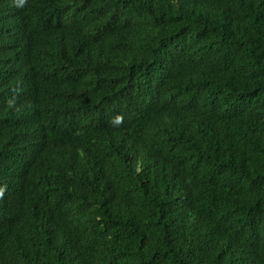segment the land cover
I'll list each match as a JSON object with an SVG mask.
<instances>
[{
    "label": "trees",
    "instance_id": "obj_1",
    "mask_svg": "<svg viewBox=\"0 0 264 264\" xmlns=\"http://www.w3.org/2000/svg\"><path fill=\"white\" fill-rule=\"evenodd\" d=\"M38 8L73 47L8 45L0 264H264V0ZM5 15L0 33L22 34ZM137 95L170 107L150 119Z\"/></svg>",
    "mask_w": 264,
    "mask_h": 264
},
{
    "label": "water",
    "instance_id": "obj_2",
    "mask_svg": "<svg viewBox=\"0 0 264 264\" xmlns=\"http://www.w3.org/2000/svg\"><path fill=\"white\" fill-rule=\"evenodd\" d=\"M66 1H70V0H0V20L1 21L6 19L5 13L7 12H11L15 16L17 14L18 16L25 15L23 16L25 28L21 32L23 35L17 32H15L14 34L13 33H8V34L0 33V70L2 72L6 73L9 69L8 67H6V62L8 61V59H10L7 57L8 45L11 50H16V49L23 50L26 48L25 44H27L28 46L27 48L29 49L32 46V44H34L32 40V36H35L36 38H38L40 42H42L44 49L50 53H56V54H59V52L61 53L62 47L58 45L57 43L62 40H65L67 42V46L69 50L72 49L73 43L69 37L61 36L59 38V41L52 40L49 36L51 35V33H49L48 30L46 29L39 30L38 26L35 27L33 21L28 15V12L31 9H45V8H38V6H41L43 4H45L48 8L57 10L61 6V3L66 2ZM53 15L57 20L63 21L60 16H56L55 14ZM28 19H29V22H28ZM13 73L14 72L12 70H9L8 72V74H13ZM0 81H2V79ZM6 91L7 90L5 88L0 89V93L2 97H5L6 95H8L6 94ZM185 109H186V112L179 115V119L180 120L182 119L183 121H192L194 117L196 116V112L192 110V106H185ZM180 110H184V109H180ZM19 159H20L19 162L18 161L12 162V166L14 168L22 167V165L24 164L23 162L25 160H24L22 151L19 154ZM42 171H47V170H42L41 168H39V170L35 172L36 173L38 172V175L40 176L41 174H43ZM7 190H4V189L1 190L0 194H4L5 192H7Z\"/></svg>",
    "mask_w": 264,
    "mask_h": 264
},
{
    "label": "clouds",
    "instance_id": "obj_3",
    "mask_svg": "<svg viewBox=\"0 0 264 264\" xmlns=\"http://www.w3.org/2000/svg\"><path fill=\"white\" fill-rule=\"evenodd\" d=\"M16 17H18V14L16 15ZM195 33H194V32ZM193 31H191V32H186L180 39L182 40L184 37H188V36H195V34H196V31L195 30H193ZM180 43H181V41H180ZM179 43H177V42H175L174 43V46H176V45H178ZM134 101H135V104H134V106H135V108L138 110V112H140V113H143V115L144 116H146V117H148V118H150V119H154V114H157L159 111L157 110V109H155V108H153V107H155V106H157V105H162V106H164V107H170V106H168L167 104H165V102L164 101H161V102H158V101H156V99H154L153 101H151V102H145L144 100H143V98H142V96H135L134 98ZM176 110H178V109H176ZM180 114V113H179ZM179 114L178 113H174L173 115H172V119L175 121L176 120V116H179ZM181 115V114H180Z\"/></svg>",
    "mask_w": 264,
    "mask_h": 264
},
{
    "label": "bare ground",
    "instance_id": "obj_4",
    "mask_svg": "<svg viewBox=\"0 0 264 264\" xmlns=\"http://www.w3.org/2000/svg\"><path fill=\"white\" fill-rule=\"evenodd\" d=\"M158 96L162 98V94H159Z\"/></svg>",
    "mask_w": 264,
    "mask_h": 264
}]
</instances>
